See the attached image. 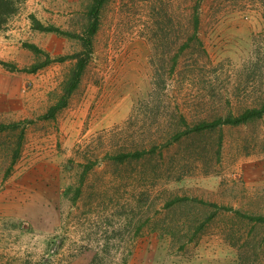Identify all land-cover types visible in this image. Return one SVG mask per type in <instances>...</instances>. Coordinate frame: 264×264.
Returning a JSON list of instances; mask_svg holds the SVG:
<instances>
[{"label": "rangeland", "instance_id": "1", "mask_svg": "<svg viewBox=\"0 0 264 264\" xmlns=\"http://www.w3.org/2000/svg\"><path fill=\"white\" fill-rule=\"evenodd\" d=\"M15 1L0 30V125L18 126L0 133V264H264V115L193 131L264 104V0H107L50 120L84 48L31 16L83 36L93 0ZM46 55L66 60L23 72Z\"/></svg>", "mask_w": 264, "mask_h": 264}, {"label": "trees", "instance_id": "2", "mask_svg": "<svg viewBox=\"0 0 264 264\" xmlns=\"http://www.w3.org/2000/svg\"><path fill=\"white\" fill-rule=\"evenodd\" d=\"M106 1L107 0H93L92 1L91 5L89 6L88 11H87V17L89 19L88 20L89 23H88V26H87L86 31L83 34V36H79V35L71 34V33H64L59 28H55L53 26H45V25L41 24L34 16H31L32 28L34 30L39 31V32H43V33H54V34L63 35V36L69 37V38L79 39L83 48H84L83 53H79V54H76V55L70 57V59H76V64H75V67L72 70L70 76L68 77L67 81L64 84L63 96L60 97L58 102L53 107H51L47 111V113L45 115H43L40 119H42V120L52 119L58 110H60L66 106L67 99L73 93V91L77 88V85L80 81V77L84 71V67L86 64L88 53H90V51H91L92 38L97 33L98 24H99V22H98L99 21L98 20L99 11H100V8L103 6V4ZM16 11H17V8H16V1L15 0H0V30L7 23L8 19L16 13ZM24 47L27 50L33 52L34 54H42L43 53L40 49H38L34 45L25 44ZM45 57L46 58H45L44 62H42L39 65L32 66L30 69H25V70H23V72L35 73L38 69L49 65L53 61L54 62H62L64 60H66V57L58 58L55 60H50L47 55ZM263 115H264V104L260 108L246 110L240 116H237V117L227 116L224 119H218V120H215L209 124L199 123L193 128V131L194 132L195 131L200 132L206 128L211 129V128H214L218 125H223V124L232 125V126H236V125H240V124H246L249 121L261 118ZM17 127L18 126L16 124H12L10 126L0 125V133L4 132L7 129H16ZM139 155H140V153H135L133 155L131 154L130 157H138ZM257 220L264 223L263 218H260Z\"/></svg>", "mask_w": 264, "mask_h": 264}]
</instances>
